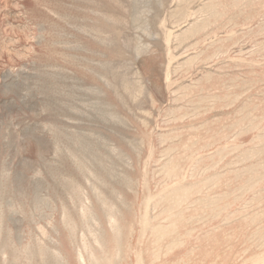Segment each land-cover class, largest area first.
Returning a JSON list of instances; mask_svg holds the SVG:
<instances>
[{"label":"rangeland","instance_id":"1","mask_svg":"<svg viewBox=\"0 0 264 264\" xmlns=\"http://www.w3.org/2000/svg\"><path fill=\"white\" fill-rule=\"evenodd\" d=\"M0 264H264V0H0Z\"/></svg>","mask_w":264,"mask_h":264}]
</instances>
